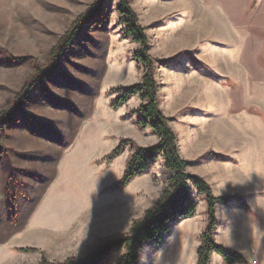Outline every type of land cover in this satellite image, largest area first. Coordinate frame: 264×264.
Segmentation results:
<instances>
[{
    "label": "rangeland",
    "instance_id": "374dc122",
    "mask_svg": "<svg viewBox=\"0 0 264 264\" xmlns=\"http://www.w3.org/2000/svg\"><path fill=\"white\" fill-rule=\"evenodd\" d=\"M122 0H0V115L49 68L74 23L100 4L58 67L0 125V264L63 262L99 239L126 234L173 177L160 158L109 191L140 147L159 142L138 125V96L112 108L118 88L142 82L141 45L125 34ZM144 28L160 109L187 173L204 179L221 212L264 209V0H127ZM100 16V17H99ZM122 141L123 153L108 160ZM196 220L148 243L138 264H192L207 200L191 185ZM244 202L248 210L239 206ZM218 219V218H217ZM197 221V222H195ZM208 224V223H207ZM201 240V235H200ZM124 250L105 264H117Z\"/></svg>",
    "mask_w": 264,
    "mask_h": 264
},
{
    "label": "trees",
    "instance_id": "16d2710c",
    "mask_svg": "<svg viewBox=\"0 0 264 264\" xmlns=\"http://www.w3.org/2000/svg\"><path fill=\"white\" fill-rule=\"evenodd\" d=\"M99 7L100 4L97 7L94 6L92 10L74 23L52 51L48 70L44 73H37L17 95L12 110L0 115V125L10 121L28 102L30 90L36 83L53 73L54 69L58 67L61 56L78 37L83 27L87 24H98L99 18L96 19V17L101 13ZM119 12L121 23L125 26V34L141 45V49L134 54V60L143 65L145 73L141 83L116 90L120 95L112 108L117 110L130 99L138 96L142 104L138 109L140 117L137 125L141 130L151 129L158 137L159 142L150 147L138 148L129 158L123 178L109 188V191L125 189L134 178L148 172L160 158L164 159L166 168L173 173V177L162 190L155 206L147 210L141 219L135 221L128 233L99 239L94 246L86 249L80 256L70 257L63 262H50L43 259L39 264H105L112 253L121 249L124 250V253L117 264H138L140 253L145 245L161 241L178 221L196 216L198 203L192 197L191 185H194L198 193L205 196L207 200L208 224L201 234V244L197 249V264H210L213 253L222 256L226 264H247L242 255L218 244L214 239L218 224L217 205L227 206L231 200L237 199L227 196L215 197L211 186L204 179L187 173L186 169L189 163L180 156L176 134L171 129L168 118L160 109L154 63L148 54L147 34L138 23L137 16L127 0L121 1ZM128 143L122 141L108 156V160L112 161L120 156ZM238 204L241 208L248 210V206L244 202H238Z\"/></svg>",
    "mask_w": 264,
    "mask_h": 264
},
{
    "label": "crops",
    "instance_id": "0c3cea01",
    "mask_svg": "<svg viewBox=\"0 0 264 264\" xmlns=\"http://www.w3.org/2000/svg\"><path fill=\"white\" fill-rule=\"evenodd\" d=\"M217 228L215 241L229 250L242 255L247 264H264V209L260 215L248 214L243 210L233 209V212H221L216 208ZM196 217H193V220ZM192 219H188L190 221ZM197 222V221H195ZM207 220L198 227L194 234V254L192 264H197V249L201 244L200 235L205 230ZM210 264H226L223 257L217 253L211 256Z\"/></svg>",
    "mask_w": 264,
    "mask_h": 264
}]
</instances>
